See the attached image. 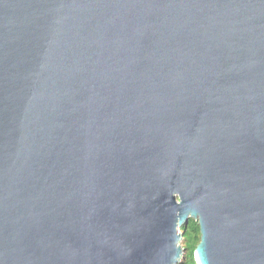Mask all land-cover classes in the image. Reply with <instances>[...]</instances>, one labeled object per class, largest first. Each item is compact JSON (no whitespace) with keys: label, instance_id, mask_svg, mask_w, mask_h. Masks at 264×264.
Listing matches in <instances>:
<instances>
[{"label":"water","instance_id":"obj_1","mask_svg":"<svg viewBox=\"0 0 264 264\" xmlns=\"http://www.w3.org/2000/svg\"><path fill=\"white\" fill-rule=\"evenodd\" d=\"M264 264V0H0V264Z\"/></svg>","mask_w":264,"mask_h":264},{"label":"trees","instance_id":"obj_2","mask_svg":"<svg viewBox=\"0 0 264 264\" xmlns=\"http://www.w3.org/2000/svg\"><path fill=\"white\" fill-rule=\"evenodd\" d=\"M184 229V237H183V247L186 249L185 258L182 262L178 264H196L193 250L196 245L200 241V226L198 221L194 219H190L189 223L186 227H182Z\"/></svg>","mask_w":264,"mask_h":264},{"label":"flooded vegetation","instance_id":"obj_3","mask_svg":"<svg viewBox=\"0 0 264 264\" xmlns=\"http://www.w3.org/2000/svg\"><path fill=\"white\" fill-rule=\"evenodd\" d=\"M179 230H181V232H182V234H183L184 229L181 227ZM183 237H184V234H183ZM183 237H182L181 241H183ZM183 248L185 249V247H183ZM185 253H186V249H185ZM185 253H184V254H185ZM184 258H185V255H184V257H183L182 260H184ZM182 260H181V262H182Z\"/></svg>","mask_w":264,"mask_h":264},{"label":"rangeland","instance_id":"obj_4","mask_svg":"<svg viewBox=\"0 0 264 264\" xmlns=\"http://www.w3.org/2000/svg\"><path fill=\"white\" fill-rule=\"evenodd\" d=\"M180 232H181V230H180ZM180 243H181V245H182V247H183V243H182V241H181ZM184 255H185V254H184ZM184 255L182 256V258L180 259V261L183 259Z\"/></svg>","mask_w":264,"mask_h":264}]
</instances>
